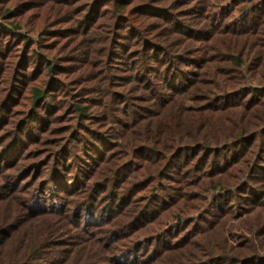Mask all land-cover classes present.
I'll use <instances>...</instances> for the list:
<instances>
[{
	"label": "trees",
	"instance_id": "16d2710c",
	"mask_svg": "<svg viewBox=\"0 0 264 264\" xmlns=\"http://www.w3.org/2000/svg\"><path fill=\"white\" fill-rule=\"evenodd\" d=\"M0 20V264H264V0Z\"/></svg>",
	"mask_w": 264,
	"mask_h": 264
},
{
	"label": "rangeland",
	"instance_id": "374dc122",
	"mask_svg": "<svg viewBox=\"0 0 264 264\" xmlns=\"http://www.w3.org/2000/svg\"><path fill=\"white\" fill-rule=\"evenodd\" d=\"M2 23V21L0 20V24ZM20 30L22 32H24L26 34L27 37L30 38V41L33 42V44L35 45L37 42V35L36 34H32L30 33V30L28 28V26L26 24H22ZM216 195V192H210L208 194V196L210 197V200L213 198V196ZM210 204L213 206V201L211 200ZM235 224V222H228L227 225L232 228V226ZM235 231H226L225 233V239L221 242V254L222 256H226L227 252V248H236L237 245V239L234 236Z\"/></svg>",
	"mask_w": 264,
	"mask_h": 264
}]
</instances>
